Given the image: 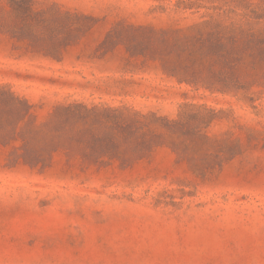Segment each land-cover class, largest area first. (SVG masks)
<instances>
[{"label": "rangeland", "instance_id": "obj_1", "mask_svg": "<svg viewBox=\"0 0 264 264\" xmlns=\"http://www.w3.org/2000/svg\"><path fill=\"white\" fill-rule=\"evenodd\" d=\"M36 1L97 19L60 60L0 33V85L27 98L37 120L62 101L170 117L181 103H201L222 110L208 133L237 140L239 153L205 175L166 147L128 166H84L56 153L41 170L8 167L0 144V264H264V89L245 102L178 84L121 45L96 51L118 21L185 27L212 10L175 11L176 0Z\"/></svg>", "mask_w": 264, "mask_h": 264}, {"label": "trees", "instance_id": "obj_2", "mask_svg": "<svg viewBox=\"0 0 264 264\" xmlns=\"http://www.w3.org/2000/svg\"><path fill=\"white\" fill-rule=\"evenodd\" d=\"M214 2L176 0L175 11L201 6L212 10L185 27L118 21L96 51L105 55L121 45L142 65L157 62L178 84L252 103L264 89V0ZM96 21L55 2L0 0V33L26 51L54 60ZM32 109L27 98L0 85V144L8 147V167L23 164L43 170L56 153L78 157L84 166H128L166 147L189 169L205 175L239 153L237 140L208 133L222 110L201 103H181L174 117L122 103L80 100L56 103L40 121Z\"/></svg>", "mask_w": 264, "mask_h": 264}]
</instances>
